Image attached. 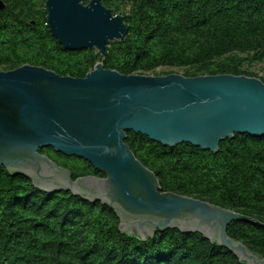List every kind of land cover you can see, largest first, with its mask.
Here are the masks:
<instances>
[{"label":"trees","instance_id":"1","mask_svg":"<svg viewBox=\"0 0 264 264\" xmlns=\"http://www.w3.org/2000/svg\"><path fill=\"white\" fill-rule=\"evenodd\" d=\"M1 1L0 68L7 71L27 64L83 78L100 62L123 75L153 74L158 67L187 76L246 75L243 56L264 60V0H101L127 28L104 57L94 49L65 51L46 27L38 6L44 0ZM124 142L156 175L160 191L252 219L231 222L227 235L264 261V138L235 134L216 154L185 143L162 147L132 132ZM81 162L83 170L61 167L72 179L103 177ZM118 225L98 202L42 192L0 168V264H245L197 233L171 229L141 240Z\"/></svg>","mask_w":264,"mask_h":264},{"label":"water","instance_id":"2","mask_svg":"<svg viewBox=\"0 0 264 264\" xmlns=\"http://www.w3.org/2000/svg\"><path fill=\"white\" fill-rule=\"evenodd\" d=\"M44 9L50 35L67 52L94 49L104 57L127 33L123 17L101 0H44ZM127 132L162 147L185 143L213 154L235 134L264 138V83L231 74L123 75L100 62L83 78L27 64L0 71V168L8 176L48 194L98 202L116 215L120 232L141 240L171 229L197 233L239 262L264 264L227 235L231 222L252 219L160 191L156 175L125 144ZM46 148L87 162L103 178L72 179L40 154Z\"/></svg>","mask_w":264,"mask_h":264},{"label":"rangeland","instance_id":"3","mask_svg":"<svg viewBox=\"0 0 264 264\" xmlns=\"http://www.w3.org/2000/svg\"><path fill=\"white\" fill-rule=\"evenodd\" d=\"M38 6L41 9V8L44 7V3L43 2H39ZM116 15H119V14H116ZM243 57H244L242 59L243 62L242 61L240 62V66H242L243 69L247 70L248 73L246 75H244V74H241V75L246 76V77H252V78L259 79L262 83H264V60L260 59L258 57L257 58H252V57H248V56H243ZM0 71H7V70H4V69L0 68ZM90 71H92V70H90ZM168 74H179V75H182L184 77H196V76H187V75H184L183 73L179 72L176 69H167V68H164V67L156 68V70L154 71L153 74L152 73H147V74H138V75L165 76V75H168ZM197 76H204V75H197ZM235 76H239V75H235ZM40 154L48 157L50 160L54 161L57 165H60V166H62L61 164L63 162H65L68 165L67 168H69V166L73 168L76 165H77L78 170H83V169L86 168L84 163L81 162L82 160L78 159L79 161H77V163H75L73 161H69L68 162L66 159H64V156L56 154L52 149H49V148L40 150ZM149 170L152 171L151 169H149ZM87 176H93V175H87ZM94 177H96V176H94ZM98 178H103V177H98ZM163 192H167V191H163ZM203 202H205V201H203ZM118 227H119V225H118Z\"/></svg>","mask_w":264,"mask_h":264}]
</instances>
